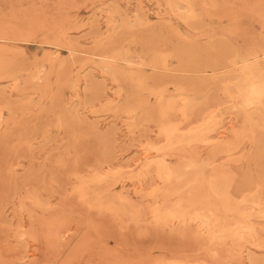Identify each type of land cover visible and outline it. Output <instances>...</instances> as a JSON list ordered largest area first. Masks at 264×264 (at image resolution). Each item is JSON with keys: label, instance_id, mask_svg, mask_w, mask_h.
Returning <instances> with one entry per match:
<instances>
[{"label": "rangeland", "instance_id": "374dc122", "mask_svg": "<svg viewBox=\"0 0 264 264\" xmlns=\"http://www.w3.org/2000/svg\"><path fill=\"white\" fill-rule=\"evenodd\" d=\"M251 70L264 0H0V264H264Z\"/></svg>", "mask_w": 264, "mask_h": 264}, {"label": "bare ground", "instance_id": "6f19581e", "mask_svg": "<svg viewBox=\"0 0 264 264\" xmlns=\"http://www.w3.org/2000/svg\"><path fill=\"white\" fill-rule=\"evenodd\" d=\"M259 72H261L263 74V71H259ZM243 74H244V82L243 83L246 82V86H245L246 103L249 105H254L257 103L260 104L259 102H261V99L264 96V81L260 80L258 78L256 71H254V70L244 72ZM236 84H239V83L236 82ZM240 84H242V83H240ZM242 87L240 88V90L242 89ZM261 106H263V105H261ZM170 108H171V106L169 107V109ZM212 117L213 116H211L209 118V120H212ZM251 119H253V118H251ZM249 120H250V118H249ZM211 130H213V129H211ZM164 131H165L164 133L166 136L172 137V141H171L172 144H177V143L179 144L182 142L186 143V142H191V141H195V140H198V141L199 140L200 141L205 140L207 134L212 132V131H209L208 127H205L203 125L195 128L193 130H190L184 134H181V135L178 132L177 126H175V125H165ZM189 144H191V143H189ZM158 164L160 165L159 176L161 175L162 177L161 176L160 177L164 178L163 180H165V177H167L169 179L173 176H175L177 178H180L181 176H183L182 171L173 170L163 160L158 162ZM201 166H202V164H201ZM251 230H252L251 227H249V225H247L245 231L249 232Z\"/></svg>", "mask_w": 264, "mask_h": 264}]
</instances>
